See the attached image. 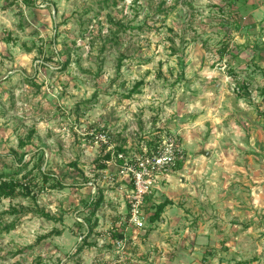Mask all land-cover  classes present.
Segmentation results:
<instances>
[{
  "label": "rangeland",
  "instance_id": "obj_1",
  "mask_svg": "<svg viewBox=\"0 0 264 264\" xmlns=\"http://www.w3.org/2000/svg\"><path fill=\"white\" fill-rule=\"evenodd\" d=\"M166 133L185 159L134 233L105 157ZM12 178L0 264H264V0H0V181ZM115 234L142 248L117 252Z\"/></svg>",
  "mask_w": 264,
  "mask_h": 264
},
{
  "label": "built area",
  "instance_id": "obj_2",
  "mask_svg": "<svg viewBox=\"0 0 264 264\" xmlns=\"http://www.w3.org/2000/svg\"><path fill=\"white\" fill-rule=\"evenodd\" d=\"M142 150L139 154L113 152L112 159L106 162L118 168L119 175L125 182L126 210L121 212L120 220L128 222L137 231L145 229L146 218L149 216L143 209L147 198L161 184L169 181L186 155L177 135L173 133L160 136L155 148L145 145ZM112 241L117 252H123L128 238L124 236Z\"/></svg>",
  "mask_w": 264,
  "mask_h": 264
},
{
  "label": "trees",
  "instance_id": "obj_3",
  "mask_svg": "<svg viewBox=\"0 0 264 264\" xmlns=\"http://www.w3.org/2000/svg\"><path fill=\"white\" fill-rule=\"evenodd\" d=\"M225 49H229V47L227 48L225 46ZM142 84V82L138 83L136 87L140 86ZM136 89V88H135ZM119 152H123L125 154H128L129 151L126 150V148L121 147L119 148L115 153H119ZM112 155L113 153H108L105 157V161H110L112 159ZM122 162V161H121ZM15 165L17 166V168L19 167L20 171L23 170L22 167V163L21 162H14ZM108 164H101V169H106ZM181 166V164L179 163L177 166V169ZM43 175L45 176H49V174L45 171H42ZM5 176V175H4ZM15 177V176H14ZM58 186H63L62 182H57ZM18 183H16L15 178H12V180H1L0 181V198L2 197H11V198H16L20 195H22L21 192L17 191L18 189ZM103 201V196H102V192L101 190L99 191V198L96 196H93L92 199L90 200V203L88 204L90 207H93L94 209H97L100 204ZM169 204V201L166 200L164 202H161L159 204H155L154 207V213L150 215V220L151 222H155L157 220L160 219L162 213L164 212L165 208L167 207V205ZM49 217V216H48ZM94 225H87V231L88 233L86 235L83 236L82 242H86V239L90 236L92 230L94 229ZM115 239L117 238H123V234H115L114 235ZM83 249V245L79 247L78 250H82Z\"/></svg>",
  "mask_w": 264,
  "mask_h": 264
},
{
  "label": "crops",
  "instance_id": "obj_4",
  "mask_svg": "<svg viewBox=\"0 0 264 264\" xmlns=\"http://www.w3.org/2000/svg\"><path fill=\"white\" fill-rule=\"evenodd\" d=\"M179 169H180V167H179L178 169H176V171H178ZM164 183H165V182H164ZM164 183H163V184H164ZM163 184H162V185H163ZM165 184H166V183H165ZM162 185H160L159 188H161ZM131 230H132L134 233L138 232L136 229H133V228H132ZM129 231H130V230H129ZM132 231L130 232V234L132 233ZM139 232H140V233H143V232L146 233V230L144 229V230H142V232H141V231H139ZM132 237H134V235H132ZM127 243H128V245H127V247H126V249H125V250H126V251H125L126 254H128V253H129V254H132L133 251H135V250L138 251V250H140V249L142 248V247H141V246H142V241H140V240L137 241L135 237H134V239L131 238ZM151 243H152V242H151ZM152 244H153V243H152ZM113 246H114V245H113ZM140 247H141V248H140ZM115 249H116V248H115V246H114V250H115ZM130 251H131V253H130ZM136 253H137V252H136Z\"/></svg>",
  "mask_w": 264,
  "mask_h": 264
},
{
  "label": "water",
  "instance_id": "obj_5",
  "mask_svg": "<svg viewBox=\"0 0 264 264\" xmlns=\"http://www.w3.org/2000/svg\"><path fill=\"white\" fill-rule=\"evenodd\" d=\"M200 154L209 157L211 155V152L209 150H201Z\"/></svg>",
  "mask_w": 264,
  "mask_h": 264
}]
</instances>
